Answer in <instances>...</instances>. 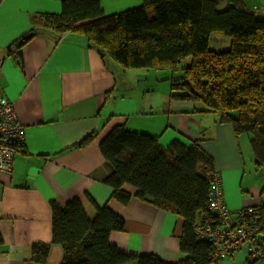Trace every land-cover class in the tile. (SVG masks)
<instances>
[{"label": "crops", "instance_id": "0c3cea01", "mask_svg": "<svg viewBox=\"0 0 264 264\" xmlns=\"http://www.w3.org/2000/svg\"><path fill=\"white\" fill-rule=\"evenodd\" d=\"M245 1L264 18V0ZM142 4L102 0L105 15ZM63 6V0H0V99L13 103L25 131L24 150L15 155L12 170L0 171V264H37L32 247L47 243V264H60L64 252L53 242L52 202L64 207L76 197L91 218L97 205L106 204L124 217V229L110 234L122 251L182 260L187 253L180 249L178 214L135 196L127 204L112 198L105 180L113 166L102 153V140L123 125L158 136L163 146L199 142L214 158L224 201L235 213L264 201V177L252 178L250 137L243 140L230 123H220L196 103L171 98L158 70L126 69L81 32H61L47 23L45 16L62 13Z\"/></svg>", "mask_w": 264, "mask_h": 264}, {"label": "trees", "instance_id": "16d2710c", "mask_svg": "<svg viewBox=\"0 0 264 264\" xmlns=\"http://www.w3.org/2000/svg\"><path fill=\"white\" fill-rule=\"evenodd\" d=\"M63 2L62 13L47 14V23L61 32H81L126 69H168L171 98L196 103L220 123H230L236 135L248 134L255 161L264 169V18L245 0H143L140 7L112 15H105L102 0ZM215 32L230 37L228 49L210 47ZM100 145L113 166L105 180L112 198L127 204L135 196L178 214L183 221L180 249L187 257L170 262L122 251L110 242V234L124 229V217L106 204L97 205L91 218L76 197L64 207L52 202L53 242L64 252L60 264H213L239 250L216 258L215 242L197 234L199 225L220 221L210 209L214 158L199 142L163 146L158 136L117 125ZM240 211L256 226L264 253V201L230 211L232 218L238 220ZM50 245L32 247L37 264H47ZM245 247L252 264L254 256Z\"/></svg>", "mask_w": 264, "mask_h": 264}, {"label": "built area", "instance_id": "2783aa9c", "mask_svg": "<svg viewBox=\"0 0 264 264\" xmlns=\"http://www.w3.org/2000/svg\"><path fill=\"white\" fill-rule=\"evenodd\" d=\"M14 45L10 46L12 57L18 58ZM25 131L13 103L7 98L0 99V171L10 172L13 167L15 155L24 150ZM210 209L220 220L206 223L197 227L200 237H207L217 245L216 258L229 255L237 249L248 246L252 256H264L259 249L257 228L239 213V219L232 218L231 212L224 201L223 184L218 170L211 173L209 189ZM252 212V209H248Z\"/></svg>", "mask_w": 264, "mask_h": 264}, {"label": "rangeland", "instance_id": "374dc122", "mask_svg": "<svg viewBox=\"0 0 264 264\" xmlns=\"http://www.w3.org/2000/svg\"><path fill=\"white\" fill-rule=\"evenodd\" d=\"M221 7H224L225 6V2H221L220 4ZM258 13L257 16L259 17V12H256ZM230 37L229 36H226L220 32H215L213 35H212V38H211V41H210V47L214 50H217V51H222V50H225V49H228L229 46H230ZM158 70L159 72V75H160V83H165L167 85H171V80L170 79H166L167 78V74L169 73L168 69H153V68H149L148 70ZM143 70H147V68L143 69ZM171 72V71H170ZM179 73V74H178ZM177 76L179 75H182V72L179 70L177 72ZM166 79V80H164ZM243 140L248 137L249 135L248 134H243ZM246 140V139H245ZM254 154V153H253ZM249 164H250V167L252 168V178L256 181V180H260L262 177H264V169L263 167L259 166L255 159L253 158L252 161L250 162L249 161ZM249 250L248 248H243V249H239L237 251L234 252V257H227L225 259H221L219 260V264H228V263H232V264H248V257H249ZM257 257V256H254V258ZM259 258V257H257ZM256 264H263V259H260L258 261L255 262ZM254 263V264H255ZM213 264H217V262H214Z\"/></svg>", "mask_w": 264, "mask_h": 264}, {"label": "water", "instance_id": "95a60500", "mask_svg": "<svg viewBox=\"0 0 264 264\" xmlns=\"http://www.w3.org/2000/svg\"><path fill=\"white\" fill-rule=\"evenodd\" d=\"M30 35H31V34H28V35L24 36V40L27 39V38H29ZM20 42H22V41L20 40ZM18 61H19V60H18ZM258 259H259V258L255 257V258H253L252 261L255 262V261H257Z\"/></svg>", "mask_w": 264, "mask_h": 264}]
</instances>
